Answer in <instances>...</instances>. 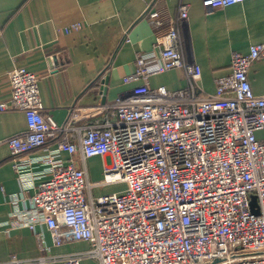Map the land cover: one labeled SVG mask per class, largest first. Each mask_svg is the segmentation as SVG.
Segmentation results:
<instances>
[{
  "label": "built area",
  "instance_id": "built-area-1",
  "mask_svg": "<svg viewBox=\"0 0 264 264\" xmlns=\"http://www.w3.org/2000/svg\"><path fill=\"white\" fill-rule=\"evenodd\" d=\"M188 8L180 2L169 28L156 35L155 50L136 55L126 81L143 83L115 99L113 121L81 128L73 113L59 124L43 113L37 75L25 67L8 73L11 97L0 110H21L27 121L26 132L7 139L12 153L24 156L14 165L20 191L9 195V225L32 231L44 225L55 245L89 247L33 260L13 256L6 264H264V96L248 79L264 43L234 52L215 91L198 95L201 68L181 52L179 25ZM144 15L158 31L165 23L150 4ZM170 69H182L186 86H150V76ZM50 142L57 148L49 150ZM40 148L47 153L28 156ZM63 150L68 163L58 157ZM94 156L108 158L98 181L75 164ZM116 183L124 189L93 194Z\"/></svg>",
  "mask_w": 264,
  "mask_h": 264
},
{
  "label": "crops",
  "instance_id": "crops-1",
  "mask_svg": "<svg viewBox=\"0 0 264 264\" xmlns=\"http://www.w3.org/2000/svg\"><path fill=\"white\" fill-rule=\"evenodd\" d=\"M180 2L189 7L179 25L181 52L201 68L198 95L213 93L216 79L230 72L234 52L247 53L251 45L264 43V0L225 7H211L209 0H0V103L11 97L8 73L25 67L37 75L43 113L57 123H66L73 113V125L81 128L113 121L115 99L143 83L141 78L126 81L135 72L136 55L155 50L156 35L169 28L166 22L176 16ZM148 4L165 22L159 31L144 15ZM248 79L253 92L264 96V57L250 64ZM149 84L173 90L186 86V79L182 69H170L150 76ZM26 131L23 111L0 110V264L13 256L33 260L89 247L72 240L55 245L44 225L34 231L9 225V195L20 191L14 165L24 156L13 154L7 139ZM48 145L57 148L54 142ZM45 153L40 148L28 156ZM58 157L64 163L72 158L65 150ZM75 164L85 167L90 181H98L108 158L94 156L83 163L77 157ZM107 188V193L116 192L123 183ZM82 264L99 262L85 259Z\"/></svg>",
  "mask_w": 264,
  "mask_h": 264
},
{
  "label": "rangeland",
  "instance_id": "rangeland-1",
  "mask_svg": "<svg viewBox=\"0 0 264 264\" xmlns=\"http://www.w3.org/2000/svg\"><path fill=\"white\" fill-rule=\"evenodd\" d=\"M119 185V183H116V184H114V185H109V186H107V187H110L111 189H115L117 186ZM107 187H105V186H103V187H97V188H95L94 189V191H93V194L95 195V196H98L97 194H107V190H108V188ZM124 187H125V185L123 184V188L121 189V190H123L124 189ZM106 192V193H105ZM251 198H253V195L251 196ZM251 210H252V212H254V213H258L259 212V209H258V207H257V202H256V200L255 199H252L251 200Z\"/></svg>",
  "mask_w": 264,
  "mask_h": 264
}]
</instances>
